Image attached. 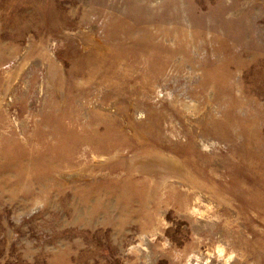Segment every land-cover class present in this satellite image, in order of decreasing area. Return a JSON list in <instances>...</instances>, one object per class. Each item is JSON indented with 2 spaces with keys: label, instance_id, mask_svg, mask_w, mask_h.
Instances as JSON below:
<instances>
[{
  "label": "rangeland",
  "instance_id": "1",
  "mask_svg": "<svg viewBox=\"0 0 264 264\" xmlns=\"http://www.w3.org/2000/svg\"><path fill=\"white\" fill-rule=\"evenodd\" d=\"M218 244L264 264V0H0V264Z\"/></svg>",
  "mask_w": 264,
  "mask_h": 264
},
{
  "label": "clouds",
  "instance_id": "2",
  "mask_svg": "<svg viewBox=\"0 0 264 264\" xmlns=\"http://www.w3.org/2000/svg\"><path fill=\"white\" fill-rule=\"evenodd\" d=\"M200 202V198L199 196L195 197L193 200V206L191 208L188 209V212L193 215V216H202L203 213L200 211V209L196 206L198 203ZM161 235L163 233H160ZM152 240L156 239V235L153 234L151 236ZM143 240L144 237L141 236L140 237V241L141 243L138 246H133L132 248H130V251H134L136 247H143ZM167 246V243H165V247ZM213 254L216 255L217 260H222L223 264H230L231 261L234 260V258L236 257V253L235 252H231L226 254L225 252V248L223 245H217L215 248V252H209V256H212ZM193 261H195V264H201V257L198 256L195 252L191 253L190 255L187 256V259L185 261V264H193ZM203 264H210L209 260H204Z\"/></svg>",
  "mask_w": 264,
  "mask_h": 264
}]
</instances>
